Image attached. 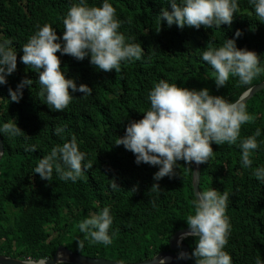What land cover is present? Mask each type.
<instances>
[{"label":"trees","instance_id":"trees-1","mask_svg":"<svg viewBox=\"0 0 264 264\" xmlns=\"http://www.w3.org/2000/svg\"><path fill=\"white\" fill-rule=\"evenodd\" d=\"M79 0H0V42L13 41L17 51V69L0 85V127L9 121L23 130L18 137L0 133L4 152L0 158V254L20 259L48 258L58 245L90 257L135 262L168 250V238L177 229L187 227L184 219L194 213L191 167L178 162L177 175L165 177L160 189L150 191L156 181L157 167L135 163V156L123 145H114L123 136L127 124L143 118L150 108L148 93L161 79L180 87L199 90L235 101L248 87L264 80V73L251 85H239L230 76L228 84L216 88L213 69L201 59L206 47L218 48L227 38H235L238 48H247L260 56L264 67V23L257 20L249 0H237L239 8L231 26L200 29L168 27L159 13L171 6L166 0H108L120 20L118 31L126 42L139 43L142 58L121 63V72H103L89 63V57L78 61L70 55L57 53L66 78L77 85L87 84L92 94L72 93L73 99L63 112H55L40 97L38 73L20 62L22 45L37 31V25L50 24L58 36L63 35L62 18L70 6ZM89 6H99L103 0H85ZM240 29L243 35L235 37ZM63 44V41H60ZM33 80L26 86L19 103L10 102L9 88L15 89L22 78ZM71 91V90H70ZM247 111L256 117L241 126L240 139L254 134L257 128L259 148L252 153L251 168L240 162L239 141L235 145L212 144L213 155L201 164L198 188H215L230 196L226 215L231 232L225 246L232 264H255L257 256L264 262V184L253 176L264 166V88L246 102ZM65 131L55 133L56 127ZM77 139L79 149L86 154L83 163L91 161L93 168L82 179L61 181L53 171L52 181L41 180L33 170L39 160L57 145ZM35 145V152L25 151ZM115 179L119 187L110 185ZM133 188L137 190L134 191ZM108 207L113 217L109 234L111 245L84 241L79 250L77 240L84 239L76 225L90 215ZM191 252L195 238L183 240ZM64 264H72L65 263ZM187 264H194L188 259Z\"/></svg>","mask_w":264,"mask_h":264},{"label":"clouds","instance_id":"clouds-1","mask_svg":"<svg viewBox=\"0 0 264 264\" xmlns=\"http://www.w3.org/2000/svg\"><path fill=\"white\" fill-rule=\"evenodd\" d=\"M166 2L171 10L168 7L161 9L157 33L161 30L162 21L168 27L175 24L180 29L186 25L195 29L201 26L205 29L220 28L225 24L231 26L239 8L237 0ZM249 4L253 6L257 20L264 23V0H249ZM62 23V36H58L50 24L37 25V31L22 45L23 54L19 57L26 70L32 69L38 73L42 102L55 112H63L69 106L72 93L89 96L93 91L87 84L77 85L74 79L66 78L58 52L78 61L89 57V63L97 70H115L116 73L121 72L122 62L140 60L144 53L141 44L126 42L125 35L118 31L122 22L116 18V9L108 0H103L99 6H89L85 0H79L70 6ZM242 35V31L237 29L235 37ZM201 59L213 69L211 78L217 89L228 84L230 76L238 78L239 85H251L257 76L264 73L260 56L253 50L238 48L235 38H227L218 48L206 47ZM16 69L17 51L14 50L13 41L5 39L0 42V85L7 84V77ZM32 85V79L27 76L22 78L15 89L9 88V101L19 103L24 88L27 86L31 90ZM250 91L251 88L240 98L229 102L224 96L210 94L206 87L189 89L161 79L148 93L150 108L143 112V118L129 122L124 135L119 136L114 145H123L131 151L137 165L143 163L158 168L153 174L156 182L149 189L152 192L160 189V180L177 175L179 161L190 167L208 163L213 155V143L231 146L239 141L241 166L251 168V155L259 148L257 137L261 131L257 128L254 134L240 139L241 126L256 119L249 114L244 102ZM64 131L59 126L55 129L57 135ZM0 133L13 138L21 136L23 130L16 122L9 121L0 127ZM36 150L35 145L25 148L26 152ZM85 157L73 135L70 141L53 147L49 154L44 155L33 172L41 180L51 182L55 170L59 180L75 183L82 179L85 171L93 168L91 161L83 163ZM252 174L264 184V166L255 168ZM110 187L113 190L119 187L115 179ZM229 196L227 191L221 194L215 188L195 193L192 201L194 213L184 218L187 230L182 231L177 239L179 247L183 240L194 237L195 246L190 253L176 251L177 259H194V264H232L230 254L224 250L231 232L226 215ZM112 223L113 217L108 207L78 222L76 227L84 235L83 240H77L78 249H83L85 240L90 244L111 245L113 238L109 229ZM168 259L158 258L159 264H166ZM56 264H64L63 253H58ZM255 264L264 262L257 256Z\"/></svg>","mask_w":264,"mask_h":264},{"label":"water","instance_id":"water-1","mask_svg":"<svg viewBox=\"0 0 264 264\" xmlns=\"http://www.w3.org/2000/svg\"><path fill=\"white\" fill-rule=\"evenodd\" d=\"M249 88H251V91L245 98L244 102H246L254 93L264 88V80L256 84H253ZM248 89L242 92L238 98H240L245 92H247ZM3 152H4V148H3L2 139L0 137V158ZM199 177H200V165L197 166L193 164L192 174H191V185H192L194 196H195V193L199 191L198 189ZM184 230H187V227L176 230L169 237L168 239L169 250L159 251L158 253H156L150 258H146V259L139 260L136 262H119V261L109 259V258L90 257L84 254L72 251L71 249L67 248L65 245L60 244L57 246L55 252L53 253L51 257L37 258V259H20V258H15L12 256L0 254V264H56L58 253H63V260L65 263H72V264H159L158 258L160 257L170 258L166 261V264H187L188 259H177V255L180 250L189 252L187 244L182 242L179 247L177 246V239L180 233ZM154 258H157V259H154Z\"/></svg>","mask_w":264,"mask_h":264}]
</instances>
